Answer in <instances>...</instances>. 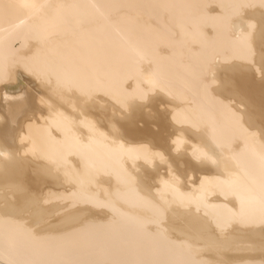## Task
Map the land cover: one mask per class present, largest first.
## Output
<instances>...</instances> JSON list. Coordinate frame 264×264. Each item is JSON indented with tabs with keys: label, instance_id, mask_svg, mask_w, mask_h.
Listing matches in <instances>:
<instances>
[{
	"label": "bare ground",
	"instance_id": "1",
	"mask_svg": "<svg viewBox=\"0 0 264 264\" xmlns=\"http://www.w3.org/2000/svg\"><path fill=\"white\" fill-rule=\"evenodd\" d=\"M0 264H264V0H0Z\"/></svg>",
	"mask_w": 264,
	"mask_h": 264
},
{
	"label": "rangeland",
	"instance_id": "2",
	"mask_svg": "<svg viewBox=\"0 0 264 264\" xmlns=\"http://www.w3.org/2000/svg\"><path fill=\"white\" fill-rule=\"evenodd\" d=\"M16 85H18V84H16ZM19 88H22V86H21V85H19Z\"/></svg>",
	"mask_w": 264,
	"mask_h": 264
}]
</instances>
